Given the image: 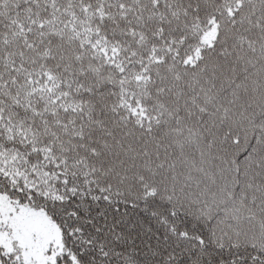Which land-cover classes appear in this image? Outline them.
Here are the masks:
<instances>
[{
    "label": "snow or ice",
    "instance_id": "1",
    "mask_svg": "<svg viewBox=\"0 0 264 264\" xmlns=\"http://www.w3.org/2000/svg\"><path fill=\"white\" fill-rule=\"evenodd\" d=\"M0 264H264V0H0Z\"/></svg>",
    "mask_w": 264,
    "mask_h": 264
}]
</instances>
